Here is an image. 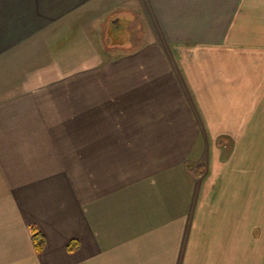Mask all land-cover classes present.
Returning <instances> with one entry per match:
<instances>
[{"label":"crops","instance_id":"0c3cea01","mask_svg":"<svg viewBox=\"0 0 264 264\" xmlns=\"http://www.w3.org/2000/svg\"><path fill=\"white\" fill-rule=\"evenodd\" d=\"M260 149L264 0H0V264H264Z\"/></svg>","mask_w":264,"mask_h":264},{"label":"rangeland","instance_id":"374dc122","mask_svg":"<svg viewBox=\"0 0 264 264\" xmlns=\"http://www.w3.org/2000/svg\"><path fill=\"white\" fill-rule=\"evenodd\" d=\"M115 6L118 7L119 5H115ZM111 7H113V6H110V3L105 4L104 6L100 5L101 12H98L97 14H99V16H102V14L108 13V10H110ZM120 7H121V5H120ZM131 8H133V11H131V13H130V20L129 21L126 20V16L121 15L122 13H120L119 16L110 17V19L107 20V22L105 23L104 29H103V31H104L103 37H101L103 47L99 46V48L97 49L98 51L96 50L95 52L93 50V52L88 53V52H85L84 49L81 50V47L82 46L84 47V45H85L83 42H79L75 46L74 43H72V42H74L77 38H75L73 36L74 34L72 36L69 35L70 30L67 29L68 30V41H69V43H71L70 48H72L74 50V52H77V55H81V57L84 61L83 63H86V62L93 63L95 61V60H93L95 55H98L101 59L106 58L105 61H107V60L110 61V58L112 55H118V56L122 55L121 53L119 54L117 50H122V48L126 47L128 44L134 43L135 45H137V44L143 42L144 40L150 39L149 35L145 39V37H143L144 36L143 34L145 33L147 28L149 29V27H151V25H150L151 22H149V20L147 19V21L144 23V17L138 12V8L137 7L134 8V5H131ZM114 20H117V21L114 22V24H113ZM101 22L102 21H100L99 23H101ZM97 24H98V22L96 23V25ZM96 25L92 24V26H96ZM83 35H85V34H83ZM89 40L90 39H86V43H88ZM99 42H101V41H99ZM73 54H75V53H73ZM68 55L69 54H67V56ZM68 58H70V57L68 56ZM91 59H92V61H88ZM100 62H101V60H100ZM103 62H101V63H103ZM219 139H220V141H218V143L216 142V144H214V148H216L214 150H215V153H217V151H218L219 155L221 154L220 159L222 162L223 157H225L224 159L229 158L230 155L233 153V151H234L233 144L235 141L232 138H230L229 136H223V137L221 136ZM261 156H264V155L261 153V149H260L259 150V156H258L260 160H261ZM205 158H207V157H205ZM205 158H204V160H206ZM189 164L196 166V168H198V166H201L202 171L204 173V171H205V166H204L205 162L204 161L201 162L200 164L199 163H189ZM260 167H262V166H260ZM260 183L264 184L263 181H260Z\"/></svg>","mask_w":264,"mask_h":264},{"label":"trees","instance_id":"16d2710c","mask_svg":"<svg viewBox=\"0 0 264 264\" xmlns=\"http://www.w3.org/2000/svg\"><path fill=\"white\" fill-rule=\"evenodd\" d=\"M186 168L191 172H193L195 176H200L201 174H203L201 166H198V168H196V166L192 164H187ZM30 234H31L32 245L34 247L35 252L40 253V251L44 246V238L34 227H30ZM70 250H72L71 247Z\"/></svg>","mask_w":264,"mask_h":264},{"label":"flooded vegetation","instance_id":"af4514ba","mask_svg":"<svg viewBox=\"0 0 264 264\" xmlns=\"http://www.w3.org/2000/svg\"><path fill=\"white\" fill-rule=\"evenodd\" d=\"M116 21H117V20H114V21H113V24H114V22H116Z\"/></svg>","mask_w":264,"mask_h":264}]
</instances>
